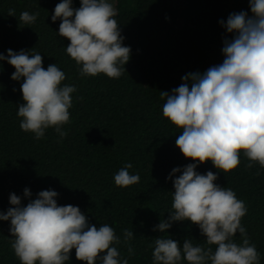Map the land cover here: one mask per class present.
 <instances>
[{
  "label": "trees",
  "instance_id": "trees-1",
  "mask_svg": "<svg viewBox=\"0 0 264 264\" xmlns=\"http://www.w3.org/2000/svg\"><path fill=\"white\" fill-rule=\"evenodd\" d=\"M59 2L0 0V54L34 47L45 69L56 63L66 74L63 83L77 85L71 123L65 126L68 135L60 142L49 128L36 140L20 130L16 115L24 103L22 80H11L15 69L0 62V212L11 207L12 193L26 206L40 191L54 190L58 205L78 206L91 224L108 223L121 239L123 229L133 230L135 254L129 264H152L154 239L167 235L152 229L167 218L172 204L174 189L166 177L174 167L193 162L175 146L181 130L162 116L166 98L161 92L170 94L186 74L222 63L223 40L232 36L219 22L232 13L250 14L249 0H114L123 45L131 49L119 79L79 77L75 61L64 50L69 41L56 33L60 21H51ZM72 6L79 8L80 0ZM9 9L16 17L8 15ZM23 11L38 12L36 22L19 23ZM128 162L133 164L131 173L139 172L140 182L117 187L113 176ZM247 163L241 154L240 164L229 173H218L210 161L196 171L217 173L215 183L231 188L245 202L248 211L241 224L264 264V169L258 164L248 168ZM25 188L31 197L23 198ZM9 223L0 221V264H20L10 246ZM168 235L181 246L184 239L204 245L198 227L188 221L173 223ZM234 239L240 242L239 233ZM118 247L127 257V247ZM69 264H84L75 259L74 249Z\"/></svg>",
  "mask_w": 264,
  "mask_h": 264
},
{
  "label": "clouds",
  "instance_id": "clouds-1",
  "mask_svg": "<svg viewBox=\"0 0 264 264\" xmlns=\"http://www.w3.org/2000/svg\"><path fill=\"white\" fill-rule=\"evenodd\" d=\"M72 5L73 0H60L51 21H60L56 33L69 41L64 50L75 61L79 77L103 74L119 79L131 49L123 45L114 0H80L79 8ZM249 9L250 14L232 13L219 22L232 36L223 40L222 63L186 74L170 94L161 92L166 98L162 116L181 130L175 146L193 162L174 167L166 177L174 189L172 204L167 218L152 229L167 233L153 241L152 264H261V253L241 224L248 211L245 202L231 188L215 183L217 173L196 171L210 161L218 173H229L240 164L241 154L248 168L258 164L264 169V0H249ZM8 15L16 17L15 10L9 9ZM38 16L23 11L19 23L32 25ZM33 48L0 54V62L15 69L10 79L22 80L19 127L36 140L52 128L62 142L68 135L65 126L71 123L69 109L77 85L63 83L66 74L56 63L45 69L42 55ZM132 168L131 162L125 163L114 174V185L139 183L140 174L131 173ZM31 195L28 188L23 190V198ZM57 196L54 190H43L25 206L20 196L9 195L11 207L0 212V221L10 222V246L20 264H69L73 249L75 259L84 264H129L135 254L133 230L123 229L121 239L108 223L91 224L78 206L58 205ZM185 221L198 227L203 246L192 239H184L181 246L168 235L173 223ZM237 233L239 243L234 239ZM122 243L127 257L118 247Z\"/></svg>",
  "mask_w": 264,
  "mask_h": 264
}]
</instances>
